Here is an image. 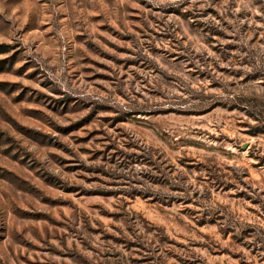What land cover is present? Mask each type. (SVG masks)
Returning a JSON list of instances; mask_svg holds the SVG:
<instances>
[{"label":"rangeland","instance_id":"obj_1","mask_svg":"<svg viewBox=\"0 0 264 264\" xmlns=\"http://www.w3.org/2000/svg\"><path fill=\"white\" fill-rule=\"evenodd\" d=\"M0 264H264V0H0Z\"/></svg>","mask_w":264,"mask_h":264},{"label":"clouds","instance_id":"obj_2","mask_svg":"<svg viewBox=\"0 0 264 264\" xmlns=\"http://www.w3.org/2000/svg\"><path fill=\"white\" fill-rule=\"evenodd\" d=\"M27 83V82H26Z\"/></svg>","mask_w":264,"mask_h":264}]
</instances>
